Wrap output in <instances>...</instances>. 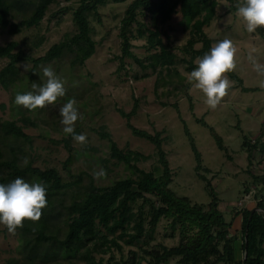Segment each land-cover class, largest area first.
<instances>
[{
  "label": "rangeland",
  "instance_id": "obj_1",
  "mask_svg": "<svg viewBox=\"0 0 264 264\" xmlns=\"http://www.w3.org/2000/svg\"><path fill=\"white\" fill-rule=\"evenodd\" d=\"M132 1L123 4L108 1L98 8V17L94 13L88 15L96 50L83 65L73 64L75 54L72 52H65L60 58L36 68L31 62L24 61L18 64V80L8 89L0 86V124L14 121L22 126L23 119L29 120L24 127L28 140L0 142L4 158L15 154L21 167L31 164L42 170L55 169L64 182L75 181L74 177L82 175L83 180L78 186L49 199L63 214L64 206L83 193L90 179L96 187L103 188L115 181L136 177L124 163L111 159L110 140L101 137L102 133L109 134L121 151L139 154L138 168L155 175L161 173L163 167L155 145L133 135L128 127L130 124L161 140L172 171L170 187L177 195L188 197L192 203L206 205L211 200L207 192V183H210L218 196L219 210L227 222L233 223L230 232L237 237L235 254L236 259L241 260L245 253L241 248L242 218L237 213L256 205L255 195L262 193L264 185L261 180L264 175V136L258 137L259 127L250 122L253 119L258 123L263 118L256 113L264 110V74L254 70L249 59L251 55L257 63L264 65V26H258L251 33L246 31L244 21L237 15L243 0H235L233 5L229 0H214L216 15L204 28V33L213 41L212 47L223 39L231 40L236 53L234 69L224 74L231 86L217 106L210 108L204 103V94L188 79L192 71L189 70L192 53L187 50V45L192 38V28L186 25L180 13L164 27L163 43L174 54V64H157L155 70L143 69L134 59H126L122 65L119 59L121 21ZM78 5L79 0H57L38 26L24 29L17 35H9L0 27V45L15 42V52L34 59L43 57L52 46L76 33L73 13ZM29 15L12 13V23ZM136 29L133 25L132 32ZM146 44L144 39H132V52L145 66L153 62L150 56L156 52L147 50ZM201 48L202 43L194 46V50ZM198 59L192 61L194 66ZM8 62V59H0V71ZM45 67H50L64 81L65 95L33 110L15 104L17 93L34 92L33 84L38 88L46 81ZM69 99L75 101L78 109L79 116L73 128L76 134L85 136L83 143L65 134L64 125L60 123L59 109ZM201 122L212 127L222 138L223 150ZM190 138L200 154L199 169ZM248 154H251L250 158ZM25 158L27 165L23 164ZM101 168L105 174L94 178L93 173ZM25 181L35 182L33 178ZM52 230L59 240L64 238L65 226L61 219ZM170 234L168 221L162 219L154 240L142 248L120 242L121 251L114 248L106 255L94 254V257L97 262L102 260L101 264H123L130 258V252H137V264H149L150 258L143 250L179 244V231L174 237ZM30 238L34 236L20 229L10 232L0 224V264H28L29 259H33V264H85L64 255L57 242L36 246L30 253L33 246L32 241L28 242ZM178 262L179 258H173L167 264Z\"/></svg>",
  "mask_w": 264,
  "mask_h": 264
},
{
  "label": "trees",
  "instance_id": "obj_2",
  "mask_svg": "<svg viewBox=\"0 0 264 264\" xmlns=\"http://www.w3.org/2000/svg\"><path fill=\"white\" fill-rule=\"evenodd\" d=\"M56 1L0 0V27L6 29L9 35H17L24 29L36 27L44 19L48 8ZM108 1L123 4L128 0H79V5L73 13L76 33L52 46L43 57L34 59L22 52H15L17 47L15 42L5 46L0 45V59L9 60L6 67L0 71V86L8 89L18 80V64L24 61L31 62L36 68L42 63H49L60 58L65 52H72L75 54L73 64L83 65L96 50V44L91 38L92 29L88 15L94 13L98 17V8ZM229 1L232 5L235 2V0ZM215 8L214 0H133L127 6L125 17L121 21L119 59L122 65L126 59H134L143 69L150 67L155 70L157 64L161 66L174 64L175 56L163 43V36L166 35L164 27L178 13L181 14L186 25L192 28V38L187 45V50L192 53V61L201 58L213 44V41L204 33V28L214 19ZM12 13H30V15L18 23H12ZM139 16L142 17L141 20L138 19ZM145 19L148 21L144 22ZM133 25L137 26L135 33L132 32ZM132 39H144L147 50L156 51L150 56L152 63L145 66L134 55ZM196 43H202L200 50H194ZM192 61L189 63V70L197 67ZM122 115L127 117L123 113ZM22 123L24 124L22 126L14 121L0 124V142L28 140L24 127L28 125L29 120L23 119ZM201 124L209 129L210 134L223 150L222 138L217 132L205 122ZM128 127L133 135L155 145L163 167L161 173L155 175L138 168L136 162L139 160V154L121 151L111 141L109 134L102 133L101 137L110 140L111 159L117 163H124L136 177L121 179L103 188L96 187L90 179L83 193L75 196L68 205L64 206L63 214L61 211L58 212L49 199L78 186L83 176L78 175L74 177L75 181L64 182L55 169L42 170L31 164L21 167L15 154L4 158L0 147V184H8L20 177L23 180L33 178L35 182H43L47 186L46 205L41 209L40 217L36 221L25 219L21 226L16 228L34 236L28 241L33 243L30 253L36 246L57 242L60 251L67 257L80 260L85 264H101L102 260L97 262L94 254L106 255L114 248L121 251L120 242L126 246L142 248L154 240L158 225L164 219L168 221L170 237H174L179 231L181 239L174 247L159 245L153 250H143V253L150 258L149 264H167L173 258H179V264H264L263 190L262 193L255 195L257 210L252 216L253 209L249 208H243L240 213H237V216L242 218L241 248L245 253L241 260H237L235 254L237 237L230 232L233 223L227 222L223 212L219 210L218 196L210 183H207V192L211 200L206 205L192 203L188 197L177 195L170 187L172 171L162 149L161 140L130 124ZM263 134L264 132H260L258 137ZM190 141L198 162L197 169H199L200 154L192 138ZM248 157L250 158L251 154H248ZM200 178L206 181L203 176ZM261 180L264 184V177ZM59 219L65 226V235L62 240H59L52 230ZM56 232L59 231L56 230ZM245 237L247 238L246 248ZM130 254V258L123 264H137V252H130ZM28 264H33V259H29Z\"/></svg>",
  "mask_w": 264,
  "mask_h": 264
},
{
  "label": "clouds",
  "instance_id": "obj_3",
  "mask_svg": "<svg viewBox=\"0 0 264 264\" xmlns=\"http://www.w3.org/2000/svg\"><path fill=\"white\" fill-rule=\"evenodd\" d=\"M237 15L244 21L246 31L254 32L258 26H264V0H243L237 9ZM235 53L236 48L231 40L218 41L198 59L197 67L188 75L189 81L194 82V87L204 94V103L210 108L217 106L231 86L229 78L224 74L234 69ZM249 59L252 60L254 70L264 74V65L257 63L251 55ZM43 76L46 81L41 86L37 88L36 84L32 85L36 91L17 93L14 103L33 110L52 104L58 97L65 95L64 81L50 67L43 69ZM59 115L60 123L64 125L63 132L83 143L85 136L76 134L73 128L79 116L75 101L69 99L59 109ZM23 164H28L27 158L23 160ZM104 174L101 168L93 173V177H102ZM46 192L47 186L43 182L29 183L20 177L8 184H0V224L11 232L21 226L25 219L36 221L46 205Z\"/></svg>",
  "mask_w": 264,
  "mask_h": 264
},
{
  "label": "crops",
  "instance_id": "obj_4",
  "mask_svg": "<svg viewBox=\"0 0 264 264\" xmlns=\"http://www.w3.org/2000/svg\"><path fill=\"white\" fill-rule=\"evenodd\" d=\"M256 116H263V118L258 123H256L253 119H250L251 120L250 122H252L254 126L259 127L257 131L264 132V110H259L258 113H256ZM251 209H255V206L252 207ZM235 249H236V246H235Z\"/></svg>",
  "mask_w": 264,
  "mask_h": 264
},
{
  "label": "water",
  "instance_id": "obj_5",
  "mask_svg": "<svg viewBox=\"0 0 264 264\" xmlns=\"http://www.w3.org/2000/svg\"><path fill=\"white\" fill-rule=\"evenodd\" d=\"M256 210H257V209H253V210H252V212H251V216H252V214H253ZM251 216H250V218H249L250 220H251ZM246 239H247V238L245 237V248L247 247Z\"/></svg>",
  "mask_w": 264,
  "mask_h": 264
},
{
  "label": "built area",
  "instance_id": "obj_6",
  "mask_svg": "<svg viewBox=\"0 0 264 264\" xmlns=\"http://www.w3.org/2000/svg\"><path fill=\"white\" fill-rule=\"evenodd\" d=\"M263 177H264V175H263ZM264 186V185H263ZM263 194H264V188H263Z\"/></svg>",
  "mask_w": 264,
  "mask_h": 264
}]
</instances>
